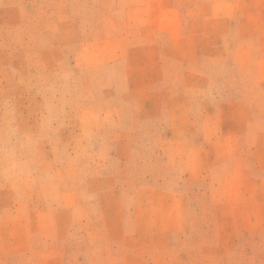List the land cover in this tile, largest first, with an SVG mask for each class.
Instances as JSON below:
<instances>
[{
  "label": "rangeland",
  "instance_id": "obj_1",
  "mask_svg": "<svg viewBox=\"0 0 264 264\" xmlns=\"http://www.w3.org/2000/svg\"><path fill=\"white\" fill-rule=\"evenodd\" d=\"M0 264H264V0H0Z\"/></svg>",
  "mask_w": 264,
  "mask_h": 264
}]
</instances>
